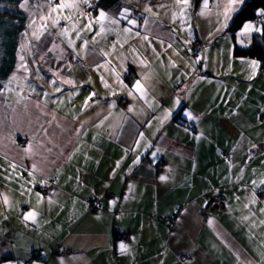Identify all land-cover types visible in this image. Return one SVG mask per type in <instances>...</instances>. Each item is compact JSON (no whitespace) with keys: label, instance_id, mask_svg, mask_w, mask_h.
Returning <instances> with one entry per match:
<instances>
[{"label":"crops","instance_id":"obj_1","mask_svg":"<svg viewBox=\"0 0 264 264\" xmlns=\"http://www.w3.org/2000/svg\"><path fill=\"white\" fill-rule=\"evenodd\" d=\"M96 2L95 16L74 9L55 27L46 1L42 28L25 13L12 65L0 67V264H264V62L232 52L253 32L222 28L228 0H189L183 18L175 0ZM99 10L119 23L101 21L96 35ZM21 40L28 72L16 64ZM136 80L143 95L128 94ZM215 190L224 209L203 213ZM165 215L170 224L156 220ZM35 249L41 259L25 263Z\"/></svg>","mask_w":264,"mask_h":264},{"label":"trees","instance_id":"obj_2","mask_svg":"<svg viewBox=\"0 0 264 264\" xmlns=\"http://www.w3.org/2000/svg\"><path fill=\"white\" fill-rule=\"evenodd\" d=\"M35 1L36 3L30 0L28 6H34L36 8H39V6L37 5L38 4L37 2H40L42 0H39V1L35 0ZM45 1L48 3V5H50V2L54 1L55 2L54 6L60 2V0H45ZM45 1H43V3H45ZM89 1H94V0H88V3ZM96 1L97 0H95V2ZM20 2L21 0H0V67H6V66L12 65V62L14 59V50L16 46L18 45L17 34L18 32L22 30L25 24L27 14H25L24 9L19 7ZM70 2H72V0H68V2L66 0V3H70ZM76 2L79 4V8L76 9V11H78L79 14L81 11L82 14L84 15H88L92 17L95 16L97 12V8H98L97 2H96L97 8L94 10L87 8L88 3L87 4L83 3V0H76ZM40 6H42V2ZM260 11H264V0H243L239 8L236 10V12H234V14L231 16V19L227 26V30L230 33H234V31L237 30L246 21H253V23L256 24L258 27H260L261 29H264V17H261L258 15ZM59 12H60V17H59L60 25L61 24L64 25L65 22H67L64 19L65 15H69V14L74 15L72 10L70 12L68 10H65V11L60 10ZM257 16L260 18L259 22L256 21ZM199 44H200L199 49L194 53L189 50L188 42H187V45H186L187 50L194 56H199V53L202 51L204 47L200 41H199ZM232 52L236 56L249 57V58H253L261 62H264V35L253 32L250 36L249 43L246 46L241 47V46H237L233 44ZM194 67H196L197 69V66H194ZM204 72L206 73V71ZM117 97L118 96H116V98ZM119 99H120L119 97L116 99L118 106H119V102H118ZM191 125H192L191 123H187V127L191 128L192 127ZM40 191L42 192V194H47L50 191L49 187L47 186V183L44 186L40 187ZM216 194H219L223 199V207L222 209H220V210H223L225 207L224 197L221 193H219L216 190L213 192L212 195L204 196L203 205L205 204L207 198H216L215 197ZM89 200L87 201V204ZM220 210H217L216 212L209 213V214H215ZM159 217H157L156 220L161 221L164 224H170V222L164 219H159ZM125 233L127 234V237H129L128 232H125ZM119 236H120V233H119ZM120 238L124 242L128 240V238L127 240H124L121 236ZM36 251L40 253L39 257L35 256ZM53 252L54 251H50V253H53ZM182 258L183 257H181L180 259ZM14 259L15 258L13 257L9 258L10 261H15ZM34 259L35 260L41 259V252L38 249L33 250L29 254V256L25 260V263H29L30 261Z\"/></svg>","mask_w":264,"mask_h":264},{"label":"snow or ice","instance_id":"obj_3","mask_svg":"<svg viewBox=\"0 0 264 264\" xmlns=\"http://www.w3.org/2000/svg\"><path fill=\"white\" fill-rule=\"evenodd\" d=\"M83 3L87 4L88 3V0H83ZM238 3V0H228V3L224 4L223 7H224V23L222 25V28L223 27H227V20L230 18L229 16V12L230 11H235V5ZM28 4H29V0H21L20 4H19V7L22 8V9H25L27 10L28 8ZM175 4L176 6H179L180 7V18H183L184 14H185V8L187 6H189V0H175ZM208 5V0H204V7L206 8ZM79 8V4L76 2V0H72V2L70 3H66L65 0H60V2L58 4H56V6L53 8L50 6V12H49V18H51L52 16V13H58L60 10H68L69 12L73 9H78ZM145 11L146 12H149V13H152V7H146L145 8ZM259 16L261 17H264V11H260L258 13ZM120 18L123 19V20H126L127 23L129 25H136V20L134 18H130V13H129V10L127 8H125L121 13H120ZM174 19H176L177 17L174 15L173 17ZM41 21H44L46 18L41 16L40 17ZM64 19L66 21H69L71 22L72 21V16L69 14V15H65L64 16ZM105 19H108L111 21L112 24H117L119 23V21L113 17H108L106 15V13L103 11V10H99V13H98V19H97V23L100 24V31L96 33V35H100V33L104 32L105 31V28H106V25L104 23H101V21L105 20ZM35 23V21H32L30 22L29 24V27L31 28L33 26V24ZM59 23V19H52V26L55 27L57 24ZM148 21L145 20V24H147ZM86 30H91V22L88 24V25H85L84 26ZM221 29H218L219 30H222ZM73 30L76 32V37L77 39H80L81 38V32L80 30H77L76 29V25L75 23H73ZM63 33L65 35H69V32H68V28L65 27L63 30ZM125 31H131V29H128L126 28ZM252 32H256V33H260L262 35H264V29H261L260 27H257L251 23H245L244 26H243V30L241 31L240 33V37L243 39L245 37H248L250 36V34ZM35 34V33H33ZM137 35H139V33H137ZM93 39L95 40V37H93ZM142 39H147V37H142ZM68 43H69V46H74L73 44V41L71 39L68 40ZM88 44V40L87 39H84L83 40V46H87ZM169 47H171V45H169ZM155 51V50H153ZM21 60H23V57H21ZM251 64V68H252V74L255 75V71H256V68H257V63L256 61H251L250 62ZM56 75H58V73H56ZM102 81H103V77H101ZM52 83L55 85L56 84V81L53 80ZM63 83H67V84H73L74 82L72 80H65L63 81ZM105 86L107 87L108 85L105 83ZM55 90L57 92H60L62 90L61 86H56ZM134 93H140L141 95L144 94V86L142 85L141 81L140 80H136V82L134 83V85L132 86V89L129 91V95H133ZM92 95H95V93H93ZM88 99H91V96L88 98ZM87 103V101H86ZM176 104L179 105L180 104V99L177 98L176 100ZM189 119H196V117L192 116L190 113H186L185 114ZM262 123H264V120H262ZM256 145H252V148H255ZM27 151V150H26ZM13 167H15V165H13ZM31 174V173H30ZM161 179H165V177H161ZM256 182L253 181V184H255ZM261 184H264V180H262L260 182ZM38 197H39V194H37ZM5 203H7V197H5ZM262 212H264V209H261ZM36 216V212L35 211H28L24 214V219L25 220H29V219H32ZM121 249L122 250H125V246L123 244H121Z\"/></svg>","mask_w":264,"mask_h":264},{"label":"rangeland","instance_id":"obj_4","mask_svg":"<svg viewBox=\"0 0 264 264\" xmlns=\"http://www.w3.org/2000/svg\"><path fill=\"white\" fill-rule=\"evenodd\" d=\"M32 1L36 3L35 0H32ZM37 1H39V0H37ZM41 2L42 1L37 2L38 3L37 5L39 6V8H36L34 6H28L27 10L24 9L25 13L28 14L30 12V14H31V17H30V15H29V17L27 16L29 24H30V22L35 21L33 26L30 28L32 30L34 29V27L35 28H40L42 26V21L40 19L41 16L38 15L37 13H39V11H41V14H42V11L44 13L45 10H47V8H45V10H43L44 9V3L42 2V6H40ZM54 3H55L54 1L50 2L51 7H53V8L56 6V5L54 6ZM87 5H89V7L93 5L94 9L97 8L95 0L94 1H89V3ZM73 12H75L74 9H73ZM77 13H78V11H77ZM80 14H82L81 11H80ZM82 15H84V14H82ZM84 16H87V15H84ZM46 17L49 18V15H46ZM90 20H92V19H90ZM246 22H249V21H246ZM246 22H244V23H246ZM249 23H252L253 25L257 26L256 24L253 23V21H250ZM27 39H28V36H27ZM192 39H197V38H192ZM197 40L200 41L199 39H197ZM22 41H25V40H21V42L19 44V47H18V50H17V61H16V64L20 66V70H24L25 69V72H28V66H29L30 63L33 62V60L35 58H34V56L31 57V52H27V48H26L27 46L24 45L23 48L21 47ZM39 44H42V38H40ZM21 57H23V60H21ZM26 74H28V73H26ZM25 76H28V75H25Z\"/></svg>","mask_w":264,"mask_h":264},{"label":"built area","instance_id":"obj_5","mask_svg":"<svg viewBox=\"0 0 264 264\" xmlns=\"http://www.w3.org/2000/svg\"><path fill=\"white\" fill-rule=\"evenodd\" d=\"M87 8H90L92 10H94L93 5L89 7V5H87ZM256 21L259 22L260 18L257 16L256 17ZM200 47L199 41L197 39H192L191 41L188 42V48L190 51L192 52H196ZM119 104L122 103V100L119 99L118 100ZM25 140L23 138H21L19 140L20 144H24ZM216 198H207L205 204L202 207L203 212L205 213H214L217 210L222 209L223 207V199L219 194H216L215 196ZM88 206L90 209H98V208H103V206L101 204H99V202L96 199H90L88 202ZM159 219H164L168 222H172L173 221V215H165V216H160ZM120 236L124 239L127 240V234L126 233H121ZM40 253L38 251H36L35 256L39 257ZM182 256H180L181 258Z\"/></svg>","mask_w":264,"mask_h":264}]
</instances>
